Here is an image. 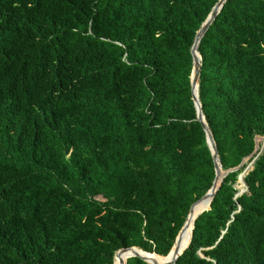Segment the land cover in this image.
<instances>
[{
  "label": "trees",
  "instance_id": "trees-1",
  "mask_svg": "<svg viewBox=\"0 0 264 264\" xmlns=\"http://www.w3.org/2000/svg\"><path fill=\"white\" fill-rule=\"evenodd\" d=\"M217 1L0 0V264L168 254L215 176L190 48ZM197 50L227 170L264 136V0H226ZM246 165L173 264H264V148L237 195Z\"/></svg>",
  "mask_w": 264,
  "mask_h": 264
},
{
  "label": "water",
  "instance_id": "water-1",
  "mask_svg": "<svg viewBox=\"0 0 264 264\" xmlns=\"http://www.w3.org/2000/svg\"><path fill=\"white\" fill-rule=\"evenodd\" d=\"M225 1L226 0H218L214 4L210 13L206 17V19L202 22L199 29L197 30L193 44L190 48V53L192 56V69H191V74H190L192 101H193L194 107L196 109V119L201 123V126L204 130L206 144H207L209 151L211 153L212 161L214 164V170H215V176H214V179L212 181L211 187L208 189V191L204 195H202L200 198L195 200L190 205L186 219H185L181 229L179 230L170 251L165 256V258H166L165 260H163L161 262L156 261V260L149 261L148 256H146V254L148 252H145V251H143V250H141L135 246L118 249L114 254V259L116 256H121L122 254L126 253L128 255L127 258L139 257L142 260H144L145 262H147L148 264H173L179 258V256L184 252V250L188 247V245L190 243V241H189V243L184 246V243L182 242V240H183L182 237H183V234L185 233V231L187 230V228L189 227L191 220H192V229H193V223H194V220L196 219V217L200 213H202L203 211L210 208L211 201H212L216 191L220 187L223 178L227 175L228 172L238 170L240 167L243 166L244 163H246L247 165L245 166L244 170L239 175V177H240V180L242 181V185L245 188L240 189L239 192L237 193V195L241 194L242 192H244L247 189V185L245 184L243 177L247 173V171L251 168V166H252L254 160L257 158V156L262 152V150L264 148V136H256L255 137V148H254L253 152L251 154H249L247 157L243 158V160L240 162V164L238 166L233 167V168H229L227 170H223L221 167L220 160H219L215 141H214L212 133H211V131L207 125L205 117L202 113L201 102L199 100V77H200V71H201V55L199 54L197 48H198V45H199L201 38L203 37V35L205 34V32L207 31L209 26L212 24V22L216 18L217 14L219 13V11H220V9L223 6ZM259 140H261V142H262L261 146L259 145ZM250 158H252V160L248 161V160H250ZM207 202H209L208 207L204 208L203 206H205V204ZM201 207H203V208H201ZM196 210H200V211H198L196 216L193 217ZM191 234H192V230H191ZM190 240H191V238H190ZM120 261H121V264H126V260L123 261V259L121 258Z\"/></svg>",
  "mask_w": 264,
  "mask_h": 264
},
{
  "label": "bare ground",
  "instance_id": "bare-ground-1",
  "mask_svg": "<svg viewBox=\"0 0 264 264\" xmlns=\"http://www.w3.org/2000/svg\"><path fill=\"white\" fill-rule=\"evenodd\" d=\"M208 203H209V202H207V203L205 204V206H203V207H204V208H207V207H208ZM203 207H201V208H203ZM198 211H200V210H196V211H195V214H194L193 217L196 216V214L198 213ZM191 230H192V220H191V222H190L189 227L187 228V230L185 231V233L183 234V237H182V239H183L182 242L184 243V246L187 245V244L189 243V241H190V238H191ZM127 256H128V255H127L126 253L122 254L121 256H116V257H115V264H121L120 259L122 258L123 261H125L126 258H127ZM146 256H148L149 261L156 260V261L161 262V261H163V260L166 259L165 257H158V256H155V255H152V254H146Z\"/></svg>",
  "mask_w": 264,
  "mask_h": 264
},
{
  "label": "rangeland",
  "instance_id": "rangeland-1",
  "mask_svg": "<svg viewBox=\"0 0 264 264\" xmlns=\"http://www.w3.org/2000/svg\"><path fill=\"white\" fill-rule=\"evenodd\" d=\"M259 142H261V140H259ZM235 187L238 188L239 190H240L241 188H243V186H242V181L240 180V177H239V176H238V179H237V181H236V183H235Z\"/></svg>",
  "mask_w": 264,
  "mask_h": 264
},
{
  "label": "clouds",
  "instance_id": "clouds-1",
  "mask_svg": "<svg viewBox=\"0 0 264 264\" xmlns=\"http://www.w3.org/2000/svg\"><path fill=\"white\" fill-rule=\"evenodd\" d=\"M243 186V185H242ZM244 187V186H243ZM245 188V187H244ZM242 189V188H241Z\"/></svg>",
  "mask_w": 264,
  "mask_h": 264
},
{
  "label": "built area",
  "instance_id": "built-area-1",
  "mask_svg": "<svg viewBox=\"0 0 264 264\" xmlns=\"http://www.w3.org/2000/svg\"><path fill=\"white\" fill-rule=\"evenodd\" d=\"M244 188V187H243Z\"/></svg>",
  "mask_w": 264,
  "mask_h": 264
}]
</instances>
